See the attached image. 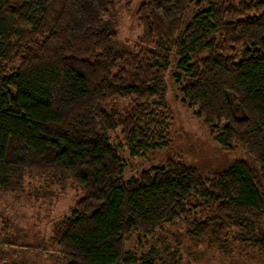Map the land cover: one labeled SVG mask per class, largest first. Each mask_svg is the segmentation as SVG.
<instances>
[{"label":"trees","instance_id":"obj_1","mask_svg":"<svg viewBox=\"0 0 264 264\" xmlns=\"http://www.w3.org/2000/svg\"><path fill=\"white\" fill-rule=\"evenodd\" d=\"M130 2L0 0V189L51 175L84 192L54 229L64 264H154L125 243L176 221L264 250V0H142L141 38L118 49L112 15ZM173 65L182 101L253 163L204 176L168 158L126 177L121 150L171 143Z\"/></svg>","mask_w":264,"mask_h":264},{"label":"rangeland","instance_id":"obj_2","mask_svg":"<svg viewBox=\"0 0 264 264\" xmlns=\"http://www.w3.org/2000/svg\"><path fill=\"white\" fill-rule=\"evenodd\" d=\"M141 1L118 3L112 15L118 32L116 48L132 49L140 40L137 11ZM174 68L171 66L167 72L163 90L172 114L171 143L168 148L145 156L133 157L127 149L121 150L127 161L126 177L153 165H163L168 158H178L198 168L204 176L230 167L237 159L253 163L240 146L227 150L215 141L204 120L182 101L172 77ZM83 196L84 192L71 180L59 183L51 175L26 178L20 192L0 189V264H64L55 244L54 229ZM190 229V222L168 223L154 234H134L125 248L154 264H264V250L251 242L231 237L221 243L196 240Z\"/></svg>","mask_w":264,"mask_h":264}]
</instances>
